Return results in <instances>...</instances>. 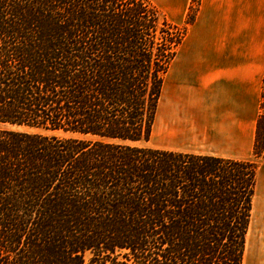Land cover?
I'll return each instance as SVG.
<instances>
[{"label":"trees","instance_id":"trees-1","mask_svg":"<svg viewBox=\"0 0 264 264\" xmlns=\"http://www.w3.org/2000/svg\"><path fill=\"white\" fill-rule=\"evenodd\" d=\"M199 7L0 0V264H244L257 162L140 145Z\"/></svg>","mask_w":264,"mask_h":264},{"label":"crops","instance_id":"crops-1","mask_svg":"<svg viewBox=\"0 0 264 264\" xmlns=\"http://www.w3.org/2000/svg\"><path fill=\"white\" fill-rule=\"evenodd\" d=\"M151 1L180 26L193 2ZM263 93L264 0H200L165 76L150 141L161 120L159 132L175 142L155 149L256 161Z\"/></svg>","mask_w":264,"mask_h":264},{"label":"rangeland","instance_id":"rangeland-1","mask_svg":"<svg viewBox=\"0 0 264 264\" xmlns=\"http://www.w3.org/2000/svg\"><path fill=\"white\" fill-rule=\"evenodd\" d=\"M198 5L199 4L196 3V7H198ZM161 125H162L161 120H159V123L157 124L155 128V137L153 138L152 142L150 141L149 143H140V145H147L148 147L156 148V147H161L162 145L167 144L168 142L174 143L175 140L171 136V134L167 135L166 132L165 133L159 132ZM59 135L64 136L65 134L60 133ZM259 151L261 155L259 158L256 157V162H258L257 165L260 169L258 183L260 187L259 188L260 192L264 195V145L262 144L259 145ZM255 196H256V193H255ZM254 200H255V197H254ZM253 208H254V203H253ZM251 222H253V213H252ZM250 227L252 229V223L250 224ZM256 238H257V235L254 231L253 235L250 237V240L248 241V244L246 246L244 264H264V255L261 256V253H260L261 249L259 247V243L256 241Z\"/></svg>","mask_w":264,"mask_h":264},{"label":"bare ground","instance_id":"bare-ground-1","mask_svg":"<svg viewBox=\"0 0 264 264\" xmlns=\"http://www.w3.org/2000/svg\"><path fill=\"white\" fill-rule=\"evenodd\" d=\"M164 116V115H163ZM258 187L257 195L254 201L253 208V222L252 229L250 227L248 234V241L255 231L257 238L256 241L259 243L261 256L264 255V195L260 192ZM248 244V242H247ZM260 257V256H259Z\"/></svg>","mask_w":264,"mask_h":264}]
</instances>
